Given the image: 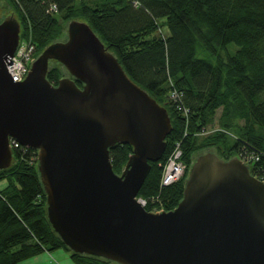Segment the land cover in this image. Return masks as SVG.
I'll return each mask as SVG.
<instances>
[{
    "label": "water",
    "instance_id": "obj_1",
    "mask_svg": "<svg viewBox=\"0 0 264 264\" xmlns=\"http://www.w3.org/2000/svg\"><path fill=\"white\" fill-rule=\"evenodd\" d=\"M67 33L15 81L7 64L21 24L0 23V170L13 164L12 140L38 151L49 221L74 252L120 264H264V181L238 157L199 155L172 210L136 199L165 155L168 109L87 22L71 20ZM52 61L70 74L58 85L47 78ZM122 144L133 152L120 175L110 150Z\"/></svg>",
    "mask_w": 264,
    "mask_h": 264
},
{
    "label": "trees",
    "instance_id": "obj_2",
    "mask_svg": "<svg viewBox=\"0 0 264 264\" xmlns=\"http://www.w3.org/2000/svg\"><path fill=\"white\" fill-rule=\"evenodd\" d=\"M7 1L21 35L32 34L36 57L58 41L66 23L85 21L131 79L168 109L172 131L165 155L151 162L139 192L148 211L172 210L183 199L188 172L177 183L161 186L163 164L178 141L187 170L195 154L210 148L226 160L252 152L264 163V0H141L139 7L131 0ZM51 3L58 5L59 14L47 13ZM162 27L166 33L159 32ZM232 44L238 45L235 52ZM55 62L47 78L58 85L65 74ZM172 90L181 94L178 105L189 110L188 117L171 99ZM217 126L220 131L200 135ZM13 152V164L0 170V181L8 182L0 188V264H20L60 248L70 252L75 264L116 263L66 245L48 218L38 151L19 147ZM132 152L129 144L111 148L115 172L124 170Z\"/></svg>",
    "mask_w": 264,
    "mask_h": 264
},
{
    "label": "built area",
    "instance_id": "obj_3",
    "mask_svg": "<svg viewBox=\"0 0 264 264\" xmlns=\"http://www.w3.org/2000/svg\"><path fill=\"white\" fill-rule=\"evenodd\" d=\"M19 1V0H15ZM46 3V0H39ZM133 5L139 7L141 5V0H131ZM47 13L51 15H57L60 13L58 5L51 3L47 7ZM36 44L33 41L32 34L24 35L20 37L19 45L16 50V53L11 58L10 63L7 64V68L9 69L11 75L13 76L15 81H23L26 78L29 71L31 70L32 64L35 61V52H36ZM181 97V94L177 90L171 91V99L177 104V108L182 112L185 117L189 116V110L183 109L180 105H178V101ZM221 129H217V127H211L204 129L200 135H208L213 132L220 131ZM233 136V135H231ZM234 137V136H233ZM12 148H27L22 146L16 140H12L11 142ZM182 141H178L172 148L169 153L167 159L165 160L164 169L161 177V186H169L174 183L180 181L185 174L187 173L188 164L184 160V153L182 149ZM238 158L241 159L244 163L249 165L250 167H254L256 174L264 180V163L258 154L252 152H240ZM137 200L142 204V206L146 207L147 201L141 197H137ZM164 208L158 207L152 212L160 211ZM162 212V211H161ZM159 213V212H157Z\"/></svg>",
    "mask_w": 264,
    "mask_h": 264
},
{
    "label": "rangeland",
    "instance_id": "obj_4",
    "mask_svg": "<svg viewBox=\"0 0 264 264\" xmlns=\"http://www.w3.org/2000/svg\"><path fill=\"white\" fill-rule=\"evenodd\" d=\"M77 2L79 3L80 0H77ZM9 16H14V17H16V18L18 19L16 12L13 10V6L10 5L9 2H8L7 0H0V23H2V22L6 19V17H9ZM18 21H19V20H18ZM19 22H20V21H19ZM69 22H70V21H69ZM69 22L66 23V25L64 26V30L62 31L61 35L59 36L58 41H65V40L68 39V33H67V30H68V24H69ZM159 32L163 34V33H166L167 31H166V29H164V28L162 27L161 29H159ZM230 49L232 50V52H235V51L238 49V45H236V44H232L231 47H230ZM37 57H38V56H37ZM37 57H35V60H36ZM56 64H57V63H56L55 61H52L51 64H50V67L53 66V65H56ZM58 65H59V64H58ZM61 69H62L63 73L65 74L64 77H70V74H69L68 70H67L64 66H62ZM221 114H222V109H219L218 112H217V115H216V120H215V122H216L215 124H217V125H220V124H219V118H220ZM217 127H218V126H217ZM219 128H221V127L219 126L217 129H219ZM228 133H229V132H228ZM233 133H236V129H234V130L232 131L231 134H233ZM231 134H230V135H231ZM233 135H235V134H233ZM235 136H236V135H235ZM207 151H209V152H214V153L218 154V153H217L218 151H217L216 148H210V149L207 150ZM207 151L204 152V153L195 154L193 162L195 161V159H196L199 155L205 154V153H207ZM225 152L228 153V151H225ZM219 153H220L221 155L224 154L222 151H219ZM193 162H192V164H193ZM190 167H191V166H190ZM122 172H123V171H122ZM122 172H121V173H118V174L121 175ZM7 183H8V182H7L6 180H4V181H0V188H3L4 186H6ZM161 211H166V210L162 209V210H160V211H156V213H157V212H161ZM49 252H51V254L53 255V257H54V259H55V261H53L52 264H65L64 262L58 260V257L56 256L55 253L61 252V253H66V254H68L69 256L71 255L70 252H69L68 250H66L65 248H60V249L52 250V251H49ZM72 260H73V259H72ZM23 262H24V261H23ZM73 262H74V261H73ZM74 263H75V262H74ZM114 264H120V263H117V262H116V263H114Z\"/></svg>",
    "mask_w": 264,
    "mask_h": 264
},
{
    "label": "crops",
    "instance_id": "obj_5",
    "mask_svg": "<svg viewBox=\"0 0 264 264\" xmlns=\"http://www.w3.org/2000/svg\"><path fill=\"white\" fill-rule=\"evenodd\" d=\"M56 256L58 257L59 261L64 262L65 264H75L71 258V255L69 256L66 253H55ZM55 261L53 255L51 254V252L45 251L44 253L27 259L24 262H21L20 264H52V262Z\"/></svg>",
    "mask_w": 264,
    "mask_h": 264
},
{
    "label": "bare ground",
    "instance_id": "obj_6",
    "mask_svg": "<svg viewBox=\"0 0 264 264\" xmlns=\"http://www.w3.org/2000/svg\"><path fill=\"white\" fill-rule=\"evenodd\" d=\"M164 164H165V162H164ZM164 164H163V169H164ZM246 164V163H245ZM249 166V165H248ZM249 168H250V170H251V172L252 171H254V176L256 177V178H258L259 180H261V181H264V180H262L257 174H256V171H255V168L254 167H250L249 166ZM162 173H163V171H162ZM138 197V196H137Z\"/></svg>",
    "mask_w": 264,
    "mask_h": 264
},
{
    "label": "flooded vegetation",
    "instance_id": "obj_7",
    "mask_svg": "<svg viewBox=\"0 0 264 264\" xmlns=\"http://www.w3.org/2000/svg\"><path fill=\"white\" fill-rule=\"evenodd\" d=\"M80 83H81V84H80L79 86H80V87H83L84 84H83L82 82H80Z\"/></svg>",
    "mask_w": 264,
    "mask_h": 264
}]
</instances>
